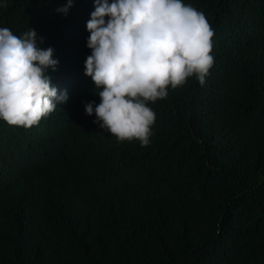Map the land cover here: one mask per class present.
I'll use <instances>...</instances> for the list:
<instances>
[{"label":"trees","instance_id":"obj_1","mask_svg":"<svg viewBox=\"0 0 264 264\" xmlns=\"http://www.w3.org/2000/svg\"><path fill=\"white\" fill-rule=\"evenodd\" d=\"M182 2L210 23L214 63L148 102L142 147L85 112L95 0H0V28L34 29L68 94L31 128L0 119V264H264V0Z\"/></svg>","mask_w":264,"mask_h":264},{"label":"clouds","instance_id":"obj_2","mask_svg":"<svg viewBox=\"0 0 264 264\" xmlns=\"http://www.w3.org/2000/svg\"><path fill=\"white\" fill-rule=\"evenodd\" d=\"M74 0L57 9L67 14ZM85 75L95 83L100 103L85 104L86 115L119 141L149 145L156 113L148 102L168 96L195 76L205 84L214 57L215 33L203 12L182 0H95ZM107 18V19H106ZM29 28L22 36L0 28V119L31 128L68 99L47 74L57 69L54 50Z\"/></svg>","mask_w":264,"mask_h":264}]
</instances>
